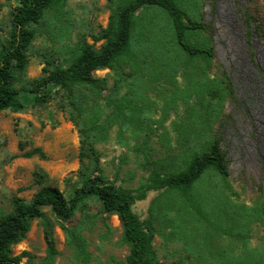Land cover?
<instances>
[{"label":"rangeland","instance_id":"obj_1","mask_svg":"<svg viewBox=\"0 0 264 264\" xmlns=\"http://www.w3.org/2000/svg\"><path fill=\"white\" fill-rule=\"evenodd\" d=\"M129 2L68 0L49 12L37 27L27 78H40L46 61L67 65L77 43L93 44L92 37ZM176 2L197 17L203 13L213 33L190 40L213 48L215 57L183 52L164 10L137 13L132 41L116 69L95 72L108 88L89 94L85 107L90 109L82 118L62 99L35 105L25 94V112L0 113V207L10 213L15 197L29 202L43 187L69 195L80 167L78 129L86 125L100 127L95 147L105 176L131 190L147 184L155 172L185 170L218 132L230 161L228 179L209 169L190 188L150 192L135 211L152 224L162 263L264 264V38L257 29L264 0ZM17 4L0 0V45ZM250 10L257 17L249 26ZM34 149H41L44 158H28ZM71 225L79 228L83 249L56 227L54 264L126 263L129 246L117 216L106 225L94 207ZM13 250L29 254L21 264H45L39 221Z\"/></svg>","mask_w":264,"mask_h":264},{"label":"trees","instance_id":"obj_2","mask_svg":"<svg viewBox=\"0 0 264 264\" xmlns=\"http://www.w3.org/2000/svg\"><path fill=\"white\" fill-rule=\"evenodd\" d=\"M67 1L18 0L13 7L11 30L0 45V113L25 112L28 109L22 96L25 94L33 99L35 105L62 99L72 109L73 115L82 118L90 109L85 107L89 94L96 95L108 88L107 80L97 78L95 72L116 69L132 41L137 13L149 7H158L168 13L176 42L183 52L207 60L215 57L213 48L194 44L190 40L191 36L213 33L211 25L204 21L203 13L197 17L181 8L176 0H131L114 13L106 29L92 37L93 44L85 40L77 43L67 65L61 63L56 66L46 61L43 75L28 79L29 53L39 36L37 27L42 25L49 12ZM255 17L257 15L252 10L247 12L249 26ZM259 18L257 29L264 38V17L260 15ZM100 42L104 43L97 48L96 44ZM74 124L79 125L77 122ZM78 130L80 167L78 181L71 187L69 195L58 188L43 187L29 202L15 197L10 213H5L0 207V264H21L23 258L29 256L28 253L15 255L13 248L27 238L33 221H39L43 227L47 245L45 264H54L58 256L55 228L59 227L71 244L79 242V228L71 223L89 215L94 207L98 208L106 225L109 217H118L123 242L129 246L125 264H165L158 260L154 249L155 231L152 224L149 219L138 215L135 206L145 201L150 192L190 188L209 169L228 179L230 161L222 147L220 134L215 133L207 149L195 155L185 170L176 173L170 170L155 172L147 184L131 190L105 176L99 151L95 147L100 127L86 125ZM36 155L44 158L41 149L26 154L28 158ZM36 176L44 178L40 173ZM76 247L83 249L81 242L76 243Z\"/></svg>","mask_w":264,"mask_h":264}]
</instances>
